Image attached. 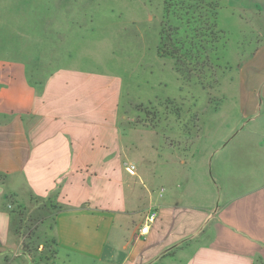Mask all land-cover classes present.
<instances>
[{"label": "crops", "instance_id": "0c3cea01", "mask_svg": "<svg viewBox=\"0 0 264 264\" xmlns=\"http://www.w3.org/2000/svg\"><path fill=\"white\" fill-rule=\"evenodd\" d=\"M220 3L217 23L248 28L251 22L241 37L256 44L246 47L250 54L235 51L244 57L234 66L235 115L227 106L218 111L217 122L225 117L218 129L242 123V130L264 124V0H229L223 15ZM51 44L49 55L17 47L0 58V255L11 246L12 205L25 195L53 198L59 208L52 225L57 252L48 264H264V129L244 132L256 151L251 178L212 177L215 154L207 151L179 166L183 177L197 162L209 169L206 199L192 201L191 185L171 191L166 201L146 189L143 208L157 209L159 218L141 238V210H132L129 189L137 179L122 157L121 79L88 70H28L24 59L55 56Z\"/></svg>", "mask_w": 264, "mask_h": 264}, {"label": "rangeland", "instance_id": "374dc122", "mask_svg": "<svg viewBox=\"0 0 264 264\" xmlns=\"http://www.w3.org/2000/svg\"><path fill=\"white\" fill-rule=\"evenodd\" d=\"M164 1L0 0V58L14 55L17 47L33 51L35 57L44 48L42 56L49 55L54 41V57L40 58L37 63L34 57L24 59L25 67L97 71L121 79L122 157L136 168L130 174L138 183L132 180L129 189L130 200L134 201L132 210H141L140 218L136 217L141 238L146 237L159 218L155 209L154 223L147 232H139L153 209L143 208L148 199L146 189L152 190V199L166 201L171 191L186 190L191 185L188 196L195 201V196L207 198L204 183L210 173L214 178L218 172L223 173L226 182L228 178L231 182L244 176L251 178L255 166L251 161L255 160L256 151L244 132L264 129L260 123L249 124L242 130V123L218 129L225 117L222 123L217 122L218 111L225 106L236 113L238 70L234 66L242 63L244 57L236 58L235 51L238 47L244 55L252 53L246 47L256 45L249 42L253 37H241L250 30L251 22L248 28L235 25V21L217 23L224 38L217 53L211 56L210 68L189 74L175 70L173 59L158 51ZM208 1L216 4V0ZM226 2L229 0L220 3L222 15L226 13ZM172 24L178 25L173 19ZM207 151L215 154L210 173L197 162L185 174L189 178L186 182L185 175L180 174V161L190 164ZM170 180L175 184L171 185ZM22 199L19 206L11 204L15 212L10 224L11 246L1 253L0 264H44L51 259L56 212L53 198L35 202L24 195Z\"/></svg>", "mask_w": 264, "mask_h": 264}, {"label": "trees", "instance_id": "16d2710c", "mask_svg": "<svg viewBox=\"0 0 264 264\" xmlns=\"http://www.w3.org/2000/svg\"><path fill=\"white\" fill-rule=\"evenodd\" d=\"M164 13L158 47L160 54L173 59L175 70H186L193 74L198 70L209 69L211 56L217 53L218 44L224 38L217 28V4L213 5L208 0H165ZM183 18H186L185 22ZM172 19L178 25H173ZM33 199L35 202L39 200ZM55 209L57 211L59 208L56 206ZM14 214L11 211V220ZM52 246L51 259H47L44 264L56 257V242L53 238Z\"/></svg>", "mask_w": 264, "mask_h": 264}, {"label": "built area", "instance_id": "2783aa9c", "mask_svg": "<svg viewBox=\"0 0 264 264\" xmlns=\"http://www.w3.org/2000/svg\"><path fill=\"white\" fill-rule=\"evenodd\" d=\"M126 169L127 171L129 172H132L135 170V165L133 163H127L126 165ZM164 191V189L162 188L160 190V196H162V192ZM157 218V211L155 209H152L148 212L146 218H145V223L142 225V227L140 228L139 232L141 231L142 233L143 232H147L148 228H149V225L153 224L154 221L156 220ZM140 234V233H139Z\"/></svg>", "mask_w": 264, "mask_h": 264}]
</instances>
